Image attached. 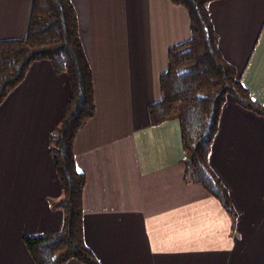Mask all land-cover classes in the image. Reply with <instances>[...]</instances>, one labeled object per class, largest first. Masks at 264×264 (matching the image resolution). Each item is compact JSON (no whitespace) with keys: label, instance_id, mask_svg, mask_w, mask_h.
Returning <instances> with one entry per match:
<instances>
[{"label":"crops","instance_id":"crops-1","mask_svg":"<svg viewBox=\"0 0 264 264\" xmlns=\"http://www.w3.org/2000/svg\"><path fill=\"white\" fill-rule=\"evenodd\" d=\"M93 73L95 113L77 132L84 239L101 264H264V116L227 96L209 162L234 216L182 163L177 119L150 125L168 50L190 38L169 0H71ZM33 0H0V40L24 39ZM224 58L264 105V0H213ZM70 92L66 74L33 62L0 104V264H35L22 238L61 228L49 134ZM63 264H82L70 259Z\"/></svg>","mask_w":264,"mask_h":264},{"label":"trees","instance_id":"trees-1","mask_svg":"<svg viewBox=\"0 0 264 264\" xmlns=\"http://www.w3.org/2000/svg\"><path fill=\"white\" fill-rule=\"evenodd\" d=\"M185 8L190 38L168 50L167 69L159 78L161 97L149 104L150 125L177 119L189 178L215 197L234 216L228 189L209 162L212 141L227 96L241 107L264 116V105L252 99L234 65L223 56L208 3L213 0H169ZM50 62L56 74L68 77L70 92L57 125L49 134L61 194L50 200L62 211L57 231L25 235L22 240L35 264H101L84 239L83 190L85 175L74 154L77 132L95 113L93 73L79 36L71 0H33L24 39L0 40V104L26 76L30 65Z\"/></svg>","mask_w":264,"mask_h":264},{"label":"rangeland","instance_id":"rangeland-1","mask_svg":"<svg viewBox=\"0 0 264 264\" xmlns=\"http://www.w3.org/2000/svg\"><path fill=\"white\" fill-rule=\"evenodd\" d=\"M231 97V96H230Z\"/></svg>","mask_w":264,"mask_h":264}]
</instances>
